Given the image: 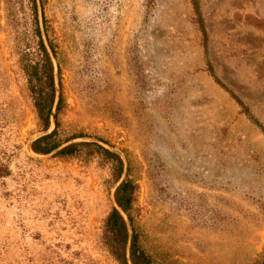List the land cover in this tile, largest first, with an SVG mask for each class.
Segmentation results:
<instances>
[{"label":"rangeland","instance_id":"1","mask_svg":"<svg viewBox=\"0 0 264 264\" xmlns=\"http://www.w3.org/2000/svg\"><path fill=\"white\" fill-rule=\"evenodd\" d=\"M43 2L56 143L125 160L153 264H264V0ZM35 28L31 0H0V264H122L105 222L124 161L32 150L56 129L25 72Z\"/></svg>","mask_w":264,"mask_h":264},{"label":"trees","instance_id":"2","mask_svg":"<svg viewBox=\"0 0 264 264\" xmlns=\"http://www.w3.org/2000/svg\"><path fill=\"white\" fill-rule=\"evenodd\" d=\"M42 6H43V0ZM33 15L35 19V31L38 38V60L35 65L26 64L25 72L29 77L30 92L33 95L34 107L37 115L42 123L44 130L50 127L51 114L56 98V87L54 77V66L47 52L44 42L41 37V32L37 17L36 0H31ZM45 22V20H44ZM47 32V27H46ZM53 48V46H52ZM54 53L55 50L53 48ZM62 108V98L59 101L57 112L55 115L56 129L48 135L38 138L32 145V150L40 155H48L57 149L60 144L56 143L58 130L60 127L58 114ZM80 147L96 148L101 151L108 159H111L116 164L117 178L120 177L123 171V161L117 155L108 150L91 143L71 144L63 148L58 155L73 156L77 153ZM136 186L129 180H125L116 190L115 199L120 208L128 215L129 220L133 225V236L130 247L131 264H153L152 258L142 248L140 236L134 226V217L132 215L133 206L136 200ZM106 245L110 249L113 256L122 263L128 264L127 260V245L129 242V228L122 214L113 208L105 222Z\"/></svg>","mask_w":264,"mask_h":264},{"label":"water","instance_id":"3","mask_svg":"<svg viewBox=\"0 0 264 264\" xmlns=\"http://www.w3.org/2000/svg\"><path fill=\"white\" fill-rule=\"evenodd\" d=\"M37 1V6H38V10H39V25H40V30H41V34H42V39L44 41V45L47 49V52L50 56V58L52 59V61L54 60V54L52 52V49L50 48L49 44L47 43L46 41V35H45V29H44V24H43V18H42V14L40 12V0H36ZM55 87H56V98H55V103H54V107H53V110H52V114H51V120L54 119L55 117V114H56V110H57V106L59 104V99H60V95H59V91L57 89V83L55 84ZM48 135V134H47ZM93 142H96L97 144L107 148L108 150H110L111 152H115L113 148L105 145L103 142L99 141V140H94ZM68 144H65L63 146H60L59 148H57L56 150H54L53 152H51L50 154L48 155H54L56 153H58L59 151H61L64 147H66ZM124 161V165H125V170H124V174H123V178L121 179V181L119 182V184L117 185V188L120 186V184L123 182L124 180V176L126 175L127 173V163ZM113 202H114V206H115V209L118 210L122 216L124 217L125 221L127 222V225H128V228H129V242H128V245H127V260H128V263L131 264V258H130V247H131V240H132V236H133V228L131 226V223H130V220L127 216V214L120 208V206L118 205V203L116 202V199L115 197L113 196Z\"/></svg>","mask_w":264,"mask_h":264}]
</instances>
